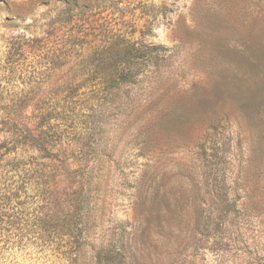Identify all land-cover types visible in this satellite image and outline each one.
Here are the masks:
<instances>
[{
    "label": "rangeland",
    "instance_id": "obj_1",
    "mask_svg": "<svg viewBox=\"0 0 264 264\" xmlns=\"http://www.w3.org/2000/svg\"><path fill=\"white\" fill-rule=\"evenodd\" d=\"M114 35L145 53L108 96L94 51ZM14 157L42 165L48 204L0 213V264H264V0H0Z\"/></svg>",
    "mask_w": 264,
    "mask_h": 264
},
{
    "label": "trees",
    "instance_id": "obj_2",
    "mask_svg": "<svg viewBox=\"0 0 264 264\" xmlns=\"http://www.w3.org/2000/svg\"><path fill=\"white\" fill-rule=\"evenodd\" d=\"M111 39L107 45L94 51L95 56L103 62L94 67L93 74L104 77L103 81L96 83L100 88H97L95 92L104 93L108 96H114L120 90L133 86L140 81L139 77L142 72L139 59L145 53L143 48L138 47L136 43L130 42L121 35H114ZM38 139L39 137L36 135L31 136L27 145L38 151L44 150L42 143ZM25 144L23 143L22 146ZM6 148L4 153L9 154L13 152L14 148L16 151L17 147L13 145L11 147L13 149ZM217 161H221L220 157H218ZM222 163H218L217 166ZM39 166L42 165L32 161H25L24 158L17 159L14 157L0 168V213L8 211L15 214L19 210L25 209L26 205H36L37 207L38 205L48 204L47 197H45L49 189V187L47 188L48 176L43 169L38 168ZM65 167L66 165L63 162V168ZM84 176L85 179L82 185L85 190L81 192L82 198L79 204L88 207L87 199L90 193L88 186H90L91 179L88 171ZM30 190H32V198L28 197L30 196L28 195ZM225 200V198L221 199L222 204H224ZM139 210L140 212L145 210V200L141 202ZM223 212L224 210H222V214ZM33 217L37 231L32 232V234L39 239L47 232L44 224L45 220L38 217L37 214H34ZM76 230L77 233H75ZM53 233L56 234L55 231ZM59 233H61V230H59ZM60 235L75 238L82 235V230L72 224V226L64 229Z\"/></svg>",
    "mask_w": 264,
    "mask_h": 264
}]
</instances>
